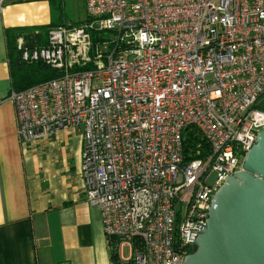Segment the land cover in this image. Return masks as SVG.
I'll return each instance as SVG.
<instances>
[{"label":"built area","instance_id":"2783aa9c","mask_svg":"<svg viewBox=\"0 0 264 264\" xmlns=\"http://www.w3.org/2000/svg\"><path fill=\"white\" fill-rule=\"evenodd\" d=\"M83 3L85 21L51 29L44 46L19 40L23 61L60 76L0 104H13L23 145L80 133L85 201L116 264H182L264 129V0ZM187 129L199 138L189 160Z\"/></svg>","mask_w":264,"mask_h":264},{"label":"crops","instance_id":"0c3cea01","mask_svg":"<svg viewBox=\"0 0 264 264\" xmlns=\"http://www.w3.org/2000/svg\"><path fill=\"white\" fill-rule=\"evenodd\" d=\"M54 1L0 0V94L11 92L4 29L55 22ZM81 153L76 131L21 144L13 104H0V264H113L100 213L85 201Z\"/></svg>","mask_w":264,"mask_h":264},{"label":"water","instance_id":"95a60500","mask_svg":"<svg viewBox=\"0 0 264 264\" xmlns=\"http://www.w3.org/2000/svg\"><path fill=\"white\" fill-rule=\"evenodd\" d=\"M182 264H264V129L212 197Z\"/></svg>","mask_w":264,"mask_h":264},{"label":"trees","instance_id":"16d2710c","mask_svg":"<svg viewBox=\"0 0 264 264\" xmlns=\"http://www.w3.org/2000/svg\"><path fill=\"white\" fill-rule=\"evenodd\" d=\"M53 16L58 25L52 22L46 26L41 27H19L4 29V38L6 44V54L10 69V82L12 92H21L32 86L38 85L56 79L60 76L59 70L51 68L42 61L26 62L21 59V51L18 49L19 40L23 41L26 48L33 49L35 47L44 46L47 43L48 32L58 26L64 24L62 21V0L54 1ZM194 130L187 129L184 132L183 138V152L184 158L189 160L191 156L192 147L199 141V138L194 136ZM196 143V144H195ZM112 248L111 258L115 264V243L116 240L109 239ZM190 250L189 253L193 252Z\"/></svg>","mask_w":264,"mask_h":264},{"label":"rangeland","instance_id":"374dc122","mask_svg":"<svg viewBox=\"0 0 264 264\" xmlns=\"http://www.w3.org/2000/svg\"><path fill=\"white\" fill-rule=\"evenodd\" d=\"M62 14L63 19L69 20V22L72 23L83 22L86 19V13L81 0H63ZM257 105L258 107L264 109V95L259 99ZM119 255H121L123 258H128L130 255V247L125 245L120 248Z\"/></svg>","mask_w":264,"mask_h":264}]
</instances>
